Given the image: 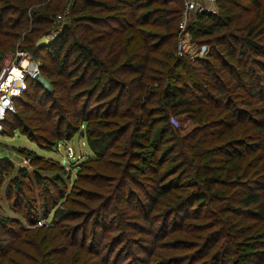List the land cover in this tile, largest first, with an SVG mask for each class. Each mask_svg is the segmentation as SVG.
Instances as JSON below:
<instances>
[{
    "label": "trees",
    "instance_id": "16d2710c",
    "mask_svg": "<svg viewBox=\"0 0 264 264\" xmlns=\"http://www.w3.org/2000/svg\"><path fill=\"white\" fill-rule=\"evenodd\" d=\"M40 1L0 0V35L15 38L18 33L15 29L21 28L23 19L29 16V45L33 44L35 49L48 44L46 48L56 63L51 69L40 64V71L48 77L53 76L52 85L54 76H60L59 89L65 95L56 99L52 96L54 86L48 92L39 88L35 79H28L23 92L25 98L21 95L22 98H16L15 102L27 103L31 87L40 90L42 96L47 94L50 102L80 100L81 104L71 109L77 122L71 128L69 138L80 124L84 125L82 131L92 156L76 161L74 166L78 169H85L91 158L103 161L114 141L131 127L127 150L135 148L128 151V156L140 162L133 165L136 167L133 172H129L126 164H118V176L110 178L115 184L108 186L107 198L131 197L135 189H139L136 198H147L144 219H149L153 202L158 198H189L184 208L188 214H185L184 222L180 220V225L188 224L187 219L196 218L195 212L202 209H218L220 213L215 214L218 224L206 241L205 250L218 243L217 252L215 250L213 254H225L231 249V263H246L248 253L264 247V45L258 39L264 37V1L247 0L257 4L249 8V4L238 0H216V12L194 11L193 19L186 23L192 39L197 43H220L224 48L222 51L207 50L203 58L172 53L182 0H80L79 8L72 6L71 22L63 23L47 44L37 46L33 41L39 33L32 37L31 34L46 28L52 20L49 11L55 13L53 5L62 2L52 0L54 4L46 3L42 11L31 9ZM223 1L232 5L231 14H224ZM236 6L244 12L253 11L252 15L241 22L242 13L233 10ZM239 23L242 25L238 26ZM75 24L80 25L78 32ZM9 41L0 38V45ZM169 43V48H161ZM70 89H75L72 95ZM92 99L103 109L114 106L110 115L124 121L97 119L100 127L94 129L88 113ZM121 104L123 107L117 112L116 108ZM96 107L92 108L96 110ZM14 111L7 112L5 118L8 115L18 118ZM50 111L47 108L44 112L46 120L51 116ZM156 124L157 130L152 132ZM1 133L9 135L4 130ZM27 137L39 146L47 147L32 135L27 134ZM54 137V142L60 140L56 135ZM31 151H25L30 154V168L18 165L13 180L23 182L30 176L40 183V175L33 173L32 165L42 156ZM0 162L8 165L10 161L2 157ZM59 167V173L65 172L64 166ZM138 174L143 175L144 180L134 178ZM127 176L134 178L135 188L133 185L124 189ZM5 192H8L7 188ZM193 207L197 209L190 211ZM68 212L55 208L53 220L47 226H57L55 222L60 217L71 219ZM224 212H228L227 215ZM230 213L244 219L253 217L257 224L254 228L249 226L252 222L234 226ZM117 217L121 224V216ZM155 217L153 213L151 219ZM259 222L263 223L262 227H257ZM0 223H16L21 230H31L22 227L11 216L0 215ZM161 229L155 227L153 230L149 225L146 231L154 240L161 235ZM166 234L163 232L162 236ZM208 234L203 233L200 241L203 242ZM115 235L109 237V240L115 238L110 246L106 245L107 240L104 241L105 251L101 256L105 264H135L129 261L131 258H142V264L150 260L152 250L147 246L143 247L147 259L144 255L138 258L130 251L123 257L125 247H117L123 238ZM231 235L241 238L230 241L227 237ZM118 236L120 240H117ZM99 237L102 242L105 234ZM159 241L158 245H167ZM153 242V245L157 244L156 240ZM227 247L230 249L226 250ZM102 249H95L96 254L99 255ZM200 249L195 248L193 254ZM187 261L195 264L194 258ZM231 263L228 260L227 264Z\"/></svg>",
    "mask_w": 264,
    "mask_h": 264
},
{
    "label": "rangeland",
    "instance_id": "374dc122",
    "mask_svg": "<svg viewBox=\"0 0 264 264\" xmlns=\"http://www.w3.org/2000/svg\"><path fill=\"white\" fill-rule=\"evenodd\" d=\"M207 1L197 0V2L201 3H206ZM238 1L246 2L250 5L249 8L257 6L256 2L247 0ZM257 1L262 3L264 0ZM48 2L54 4L52 0H41L33 8H30L42 11ZM80 2V0H62L61 3L58 4L57 2L53 5L55 13H52L51 10L49 11L52 20L45 26V29L43 27L41 30L34 31L31 34L32 37L36 32L39 33L34 38L33 43H36V40L40 36L48 37L49 41H51L63 23L71 22L70 20L73 16V10L71 11L72 6L73 8H79ZM184 2L185 0H182L180 17L176 21L177 30L182 11L185 8ZM223 2L224 14H231L232 10L230 8L232 5H229L228 2ZM212 6L216 11L218 10L216 0L212 3ZM30 8L27 10L28 15H30ZM233 10L242 13L240 15L241 22L247 20L253 12L251 10L244 12L237 6ZM193 13L194 10L191 9L186 15V21L193 19ZM23 23L21 28L15 29L18 32L15 38L0 35V38L10 40L8 43L0 45V62L10 61L17 49H23L39 61L43 67L53 68L56 63L51 56V52L46 48L48 46L47 43V45L40 48L34 47L35 49L32 48L33 44L29 45L30 41L28 37H30V33L28 30L31 27L29 16L23 19ZM241 25V23L238 24V26ZM75 27L76 32H78L77 30L80 28V25L75 24ZM258 39L264 45V37ZM171 43L173 45V39ZM171 43L161 48H169ZM219 49L221 51L224 50L220 43H207L208 51H218ZM65 51L67 53V50ZM156 52L155 54L161 56L160 53ZM172 53L175 55V44L173 45ZM180 70L182 69L180 68ZM54 77L56 79L54 85H52L51 78L53 76L48 77L45 72L40 71V76L35 80L39 88L45 89L48 92L54 86L52 96H56V99H58V96L62 97L65 94L59 89V79L61 77ZM74 90L70 89V95L73 94ZM29 92L31 94H28L29 101L27 103L22 102L24 99L21 101L22 103L18 104V101L15 102L14 113L17 114L18 118L8 115L3 119L6 122L1 123L0 127V160L3 157L10 161L8 165L0 162V215L11 216L22 227L26 229L31 228V230H21L16 223H9L7 225L0 223V264H105L101 256L105 251L104 241L107 240L108 243L106 245L110 246L109 243L115 238L109 240V237L117 236L115 234L123 238L122 240H120V236L117 237L118 239L116 238L120 240L117 247H125L123 248V257L130 251L132 254H137L138 258L144 255L147 259V251L143 247L147 246V249L151 248L152 254L150 260L143 262L145 264H189L190 262L187 261L189 258H194L195 264H205L206 262L207 264H227L228 260L231 263L233 251L229 247L226 249H230L229 252L225 251L226 253H222L221 255L217 253L213 254L215 250L217 252L218 243L208 250L209 252L205 250V243L218 224L215 218V214L219 212L218 209H214L213 207L206 210L202 209L199 213L195 212V214H198L196 218L187 219L186 222L188 224L180 225V220L184 222V216L188 214V212H184V208L189 198H158L157 201L153 202L154 208L149 214V219H147L148 217L146 219L142 217L146 210L147 198H136L139 189H135V194L131 197L107 198L109 194L108 186L115 184V181L110 178H112V175L118 176L120 168L118 164H126L129 172H133L136 168L133 165L140 162L128 156V153L132 152L135 148L130 147L131 149L127 150L128 143L130 142L129 130L131 127L114 141L108 151L109 155L106 154L103 159L105 164H103V161L97 162L91 158L86 163L85 169H78L74 166L76 161L81 160L87 155L92 156V149L86 143L84 138L85 133L82 131V129L84 130V125L80 124V127L69 138L70 130L71 128L73 129V126L77 122V117L73 116L71 109L73 106H79L81 104L80 100L76 102L72 101L71 103L65 100L50 102L49 98H46L48 95L42 96L40 90H33L31 87ZM22 97L25 98L24 93ZM22 97L20 96L19 98ZM89 104L90 109L88 108V113L90 121L93 122L91 126H94V129H99L100 127L97 119L109 118L118 123L124 121L123 119H117L116 115H110L113 112L112 110H114V106L103 109V107L97 105V101H94V99ZM93 106H97L96 110L92 108ZM122 107L123 104L117 106V112ZM47 108L51 110L49 120H46L48 118L44 116ZM60 108H65V110L60 111ZM157 127L158 124L154 125L151 131L155 132ZM2 130L9 135L2 134ZM27 134L42 140V143L47 145L48 148L39 146L30 140ZM55 135L60 139L57 142H54ZM69 148H71L72 155L68 152ZM28 149L33 150L31 153L35 152L42 156V158H39L32 165V168L35 170L33 173L40 175V183H36L34 177L30 176L24 178L23 182L18 181V179H12L17 174L16 168L18 165H25L30 168V154H26ZM13 151L27 156L29 161L27 163H20L5 154V152L10 154ZM59 165L64 166L65 172L59 173ZM142 176L138 174L134 178L144 180ZM134 178L127 176L124 189L125 187L131 188L134 185L132 181ZM56 179L59 181H56ZM6 188L8 190L7 193L5 192ZM133 188H135V185ZM171 199H173L172 202H169ZM57 207L68 210L71 219L60 217L55 222L59 226L48 227L49 222L53 220V211ZM195 209L197 207L191 208L190 211H195ZM215 211L217 212L215 213ZM153 213L157 217L151 219ZM227 213L224 212L223 214L227 215ZM230 214L231 216L228 215L233 224H235L234 226H243L246 222H252L249 226L254 228L257 224V220L253 217L252 219H244L241 216ZM118 215L121 216V224L118 222ZM149 225L152 226L153 230H155V227L158 230L163 226L165 227L161 229V235L153 240L152 234L146 231ZM36 226L42 227L40 229H32ZM262 226V222H259L257 225V227ZM163 232L167 234L162 236ZM205 232H209V234L201 242L200 238ZM102 233L105 234V237L100 242L98 237ZM247 233H250V231H247ZM218 236H221V233ZM220 238V240L223 239L222 237ZM227 238L230 241H237L241 236L231 235ZM146 239L147 241H145ZM63 240L65 242H61ZM155 240L157 244L153 245V241ZM159 240L163 243L165 242V244L167 243V245L164 247L160 246V243L158 245ZM193 246L195 247L193 248ZM197 247L201 249L194 255L193 251ZM97 248H103L99 255L95 251ZM251 248L254 249L255 245H251ZM262 251H264V247L248 253V261L244 264H264V261H262L264 259V252ZM211 253L212 255H210ZM261 255L263 256L262 259L260 258ZM138 260L134 258L129 259V261L135 264H142L143 259ZM236 264H240V262Z\"/></svg>",
    "mask_w": 264,
    "mask_h": 264
},
{
    "label": "built area",
    "instance_id": "2783aa9c",
    "mask_svg": "<svg viewBox=\"0 0 264 264\" xmlns=\"http://www.w3.org/2000/svg\"><path fill=\"white\" fill-rule=\"evenodd\" d=\"M215 0H208L206 3L197 0H185V8L182 11L176 34L175 55H186L189 58H201L207 54V44L195 42L186 26V15L193 9H203L216 12L212 3ZM40 76V63L23 49H17L10 61L0 62V127L6 113L15 110V100L20 97L27 86L28 79H37ZM69 148V154L72 151ZM8 157L27 163L29 158L25 155L5 152ZM39 223V222H38Z\"/></svg>",
    "mask_w": 264,
    "mask_h": 264
},
{
    "label": "water",
    "instance_id": "95a60500",
    "mask_svg": "<svg viewBox=\"0 0 264 264\" xmlns=\"http://www.w3.org/2000/svg\"><path fill=\"white\" fill-rule=\"evenodd\" d=\"M49 38L48 37H45V36H40L37 40H36V45L37 46H41V45H44L46 43L49 42Z\"/></svg>",
    "mask_w": 264,
    "mask_h": 264
}]
</instances>
